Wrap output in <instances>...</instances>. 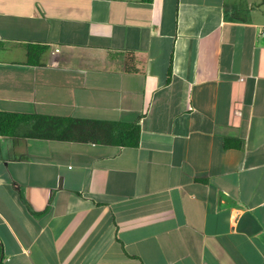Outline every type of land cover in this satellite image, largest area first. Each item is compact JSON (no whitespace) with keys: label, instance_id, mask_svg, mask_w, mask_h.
<instances>
[{"label":"crops","instance_id":"0c3cea01","mask_svg":"<svg viewBox=\"0 0 264 264\" xmlns=\"http://www.w3.org/2000/svg\"><path fill=\"white\" fill-rule=\"evenodd\" d=\"M0 111L140 128L0 135V264H264V0H0Z\"/></svg>","mask_w":264,"mask_h":264},{"label":"trees","instance_id":"16d2710c","mask_svg":"<svg viewBox=\"0 0 264 264\" xmlns=\"http://www.w3.org/2000/svg\"><path fill=\"white\" fill-rule=\"evenodd\" d=\"M45 48L44 45L39 47L40 50ZM28 52H30V47ZM169 73L170 69H168ZM0 135L138 146L140 128L135 122L67 119L0 111Z\"/></svg>","mask_w":264,"mask_h":264}]
</instances>
